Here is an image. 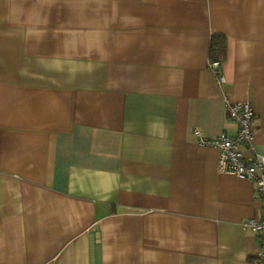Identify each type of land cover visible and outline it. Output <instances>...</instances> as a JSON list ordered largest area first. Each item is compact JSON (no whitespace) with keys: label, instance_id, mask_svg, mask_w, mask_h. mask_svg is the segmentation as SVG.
<instances>
[{"label":"crops","instance_id":"0c3cea01","mask_svg":"<svg viewBox=\"0 0 264 264\" xmlns=\"http://www.w3.org/2000/svg\"><path fill=\"white\" fill-rule=\"evenodd\" d=\"M226 101L264 155V0H0V264H256Z\"/></svg>","mask_w":264,"mask_h":264},{"label":"built area","instance_id":"2783aa9c","mask_svg":"<svg viewBox=\"0 0 264 264\" xmlns=\"http://www.w3.org/2000/svg\"><path fill=\"white\" fill-rule=\"evenodd\" d=\"M210 69L218 85L224 84L225 78L221 73L220 63L211 62ZM226 114L237 127L235 136L222 134L216 139L207 140L195 131L197 142L201 146L218 149L217 169L220 173L231 174L253 183L263 205V214L260 219L247 220L242 227L253 234H261L264 241V155L257 153L253 145L255 112L249 103L226 101ZM256 264H264V242Z\"/></svg>","mask_w":264,"mask_h":264},{"label":"trees","instance_id":"16d2710c","mask_svg":"<svg viewBox=\"0 0 264 264\" xmlns=\"http://www.w3.org/2000/svg\"><path fill=\"white\" fill-rule=\"evenodd\" d=\"M227 57V43L222 36H213L210 40L209 59L210 62H223Z\"/></svg>","mask_w":264,"mask_h":264}]
</instances>
